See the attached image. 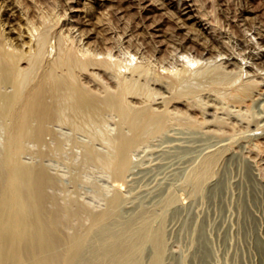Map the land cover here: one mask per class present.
<instances>
[{
	"label": "rangeland",
	"instance_id": "obj_1",
	"mask_svg": "<svg viewBox=\"0 0 264 264\" xmlns=\"http://www.w3.org/2000/svg\"><path fill=\"white\" fill-rule=\"evenodd\" d=\"M40 28L50 32L49 49L66 38L141 69L88 65L75 73L80 89L103 107L82 132L42 115V123L30 119L31 135L16 146L12 118L0 107V264H264V0H0V40L26 56L19 68H27ZM187 60L196 61L193 70ZM50 61L45 56L39 78ZM173 68L179 76L165 73ZM218 76L224 87L214 85ZM121 79L139 91L124 95L133 108L120 111L125 118L119 107L103 105L119 93ZM11 93L12 83H2L0 95ZM211 157H218L213 178L198 182L195 173ZM36 179L40 190L38 182L31 186ZM218 180L224 185L214 198Z\"/></svg>",
	"mask_w": 264,
	"mask_h": 264
},
{
	"label": "bare ground",
	"instance_id": "obj_2",
	"mask_svg": "<svg viewBox=\"0 0 264 264\" xmlns=\"http://www.w3.org/2000/svg\"><path fill=\"white\" fill-rule=\"evenodd\" d=\"M178 1V0H177ZM184 2V1H183ZM182 2V3H183ZM179 3V2H178ZM185 3V2H184ZM182 7H181V9L182 10H188L189 9V6L187 5V4H185V5H181ZM51 21V20H50ZM54 22V21H53ZM36 26V25H35ZM52 27V26H51ZM51 27H49V29L48 30H50V28ZM38 28V27H37ZM45 28V27H44ZM48 28V27H47ZM34 29H35V27H34ZM39 29V28H38ZM37 29V30H38ZM52 29V28H51ZM40 30H42L41 28H40ZM45 31H43V33L42 32H40L38 35H36L35 36V33H36V31L35 30H33V33H34V36H35V48H34V50L32 51V53L26 58V60H25V62H26V64L27 65H25V66H27V68L26 69H22V68H19L18 67V63L21 61V59L22 58H24V57H26L25 55H23V56H21L20 54H19V56H17L16 54H15V52L13 53V50H11V46L9 47L8 45L9 44H7L6 42H4V41H2V40H0V86H1V84L2 83H4V82H11L12 83V85H13V93H11V95L9 94L8 96L6 95V96H1L0 95V107L3 109V111H4V113H6L7 115H10V117L12 118V126H11V128H10V133L9 134H11V139H12V142L13 141H15L18 137L20 138V136H22V135H26V134H30L31 133V131H33V129L32 130H29V129H31V127H30V119H34V117H37V118H39V119H37V120H40V122L39 123H42V121H41V118H42V115H50L51 116V114L52 115H56V119L58 120L59 119V121H65V122H68L69 124H71L73 127H80V126H82V125H85L86 123H88V122H90V121H92L93 119H95L96 117H95V115H100V109H102V108H100V106L98 107L97 106V104L94 102V101H92V99H90L91 97L90 96H87L84 92H83V90H81L80 89V84H78L77 83V81H76V78H75V73L77 72V71H81V70H84V68L86 67V66H90V65H100V67L101 66H105V69L107 68V67H110V68H113V69H115L117 72H119V73H121V71H122V69L124 70V69H127V68H131L132 70H137V68H138V70L139 69H141V68H139V67H141V65L138 67V65L136 64V63H128L127 62V65L126 64H124L122 61H121V63L119 62L120 61V59H119V61H115L114 59H112L110 56H106V57H104V58H99L98 57V55L97 54H95V53H93V52H91V51H89L88 49H78V48H74V44H72L73 42H71V41H68L66 38H65V41H62L61 40V42H59V44L57 45V47H55V48H53V49H49L51 46L49 45L48 46V43L49 42H47L49 39V35L48 34H50V32L48 31V34L46 33L47 32V30L46 29H44ZM69 30V29H68ZM1 31V30H0ZM2 32V31H1ZM71 32V31H70ZM32 33V34H33ZM54 35V34H53ZM57 35V34H56ZM65 35V34H64ZM87 35V34H86ZM30 36V35H29ZM58 36V35H57ZM220 36V35H219ZM1 37H2V35H1ZM6 37V36H5ZM48 37V38H47ZM60 36H58V38L56 39V40H58L59 39V41H60V39L62 38V36L59 38ZM6 39V38H5ZM48 39V40H47ZM80 39V38H79ZM4 40V39H3ZM53 40V39H52ZM64 40V39H63ZM10 43V42H9ZM33 43V42H32ZM131 44V43H130ZM95 46V45H94ZM129 46V45H128ZM34 47V46H33ZM77 47V46H76ZM79 47V46H78ZM105 47H107V46H105ZM110 47V46H109ZM129 49V48H128ZM15 50V49H14ZM95 50H97V49H95ZM99 50H100V48H99ZM112 50V49H111ZM18 51V50H17ZM108 51V50H107ZM135 51V50H134ZM101 52V51H100ZM112 52V51H111ZM122 52V51H121ZM126 52V51H125ZM252 52V51H251ZM30 53V52H29ZM152 53V52H151ZM99 54V53H98ZM133 54V53H132ZM183 54V53H182ZM218 54V53H217ZM101 55V54H100ZM122 55V54H121ZM45 56L46 57H50L51 58V61H50V65H49V67L45 70V71H42L43 73H42V75H41V78H39V73H40V67H41V63H42V61H43V59L45 58ZM102 56V55H101ZM183 56V55H182ZM194 56V55H193ZM258 56V55H257ZM126 57V56H125ZM131 57V56H130ZM192 57V56H191ZM198 57V56H197ZM114 58H115V56H114ZM182 58V57H181ZM222 58V57H221ZM47 59V58H46ZM124 59V58H123ZM173 59V58H172ZM187 59H188V57H187ZM197 59V58H196ZM202 59V58H201ZM204 59V58H203ZM137 60V59H136ZM145 60V59H144ZM158 60V59H157ZM166 60V59H165ZM174 60V59H173ZM184 60V59H183ZM185 60H186V57H185ZM46 61V60H45ZM48 61V60H47ZM46 61V62H47ZM243 61V60H242ZM132 62H134V60L132 61ZM187 62V64H188V69L189 70H193V67L192 66H194L195 64H196V61H191V60H187L186 61ZM213 62V61H212ZM219 62V61H218ZM148 63V62H147ZM153 63V62H152ZM159 63V62H158ZM199 63V62H198ZM208 63V62H207ZM143 64H144V62H143ZM169 64V63H168ZM171 64V63H170ZM179 64V63H178ZM150 65V64H149ZM172 65V64H171ZM206 65V64H205ZM46 66V65H45ZM88 66V67H89ZM129 66V67H128ZM164 66H165V64H164ZM170 66V65H169ZM189 66L191 67V69L189 68ZM197 66V65H196ZM200 66V65H199ZM243 66V65H242ZM99 67V66H98ZM163 67V66H162ZM167 67V66H166ZM176 67V66H175ZM201 67V66H200ZM200 67H198V68H200ZM204 67V66H203ZM43 68V67H42ZM94 68V67H93ZM97 68V67H96ZM103 68V67H102ZM102 68H100V69H102ZM110 68H108V69H110ZM172 68V67H171ZM176 68H178V67H176ZM175 68V69H176ZM194 68H195V66H194ZM205 68V67H204ZM207 68V67H206ZM209 68V67H208ZM211 68V67H210ZM184 69V68H183ZM186 69V68H185ZM212 69V68H211ZM92 70H94V69H92ZM110 70H112V69H110ZM138 70H137V72H138ZM144 71H145V69H143ZM142 70V71H143ZM160 70H162V69H160ZM166 70V69H165ZM167 70H169V69H167ZM178 70H179V68H178ZM178 70H174V68H173V70H169V71H166L165 73L167 74V75H173V77H175L176 75H177V73H179V71ZM202 70V69H201ZM241 70V69H240ZM86 71V70H85ZM125 71V70H124ZM127 71H130V70H127ZM152 71V70H151ZM182 71H185V70H182ZM206 71H208V70H206ZM211 71V70H210ZM109 72V71H108ZM112 72V71H111ZM137 72H135V73H137ZM164 72V71H163ZM190 72V75L192 74V75H195V74H193L191 71H189ZM196 72V71H195ZM201 71H199L198 73H200ZM203 72V71H202ZM202 72H201V74H202ZM132 73H133V71H132ZM132 73H130V74H132ZM197 73V74H198ZM206 72H205V69H204V73H203V75L205 74ZM234 73V72H233ZM236 73V72H235ZM235 73H234V75H235ZM88 74V73H87ZM115 74V73H114ZM123 74V73H122ZM130 74H129V76H130ZM155 74V73H154ZM181 74V73H180ZM113 75V74H112ZM126 75V74H125ZM134 75V74H133ZM135 75H139V74H135ZM141 75V74H140ZM145 75H146V73H145ZM151 75V74H150ZM189 75V76H190ZM76 76H78L77 74H76ZM142 76H144V75H142ZM141 76V77H142ZM177 76H179V75H177ZM182 76L183 75H181V78H182ZM200 76V75H199ZM202 76V75H201ZM226 76V75H225ZM232 76V75H231ZM245 76V75H244ZM136 77H138V76H136ZM192 77V76H191ZM191 77L189 78L190 80V82H192V83H195V82H193L194 80V78H192V80H191ZM195 77H196V75H195ZM205 77H207L206 75H205ZM204 77V78H205ZM219 77V76H218ZM226 77H228V76H226ZM126 78H127V76H126ZM125 78V79H126ZM130 78V77H129ZM143 78V77H142ZM178 78V77H177ZM180 78V79H181ZM197 78H199L198 76L196 77V79ZM221 78V76L219 77V79ZM114 79V78H113ZM128 79V78H127ZM139 79V78H138ZM145 79H147V78H145ZM144 78H143V80H145ZM149 79V78H148ZM157 79V78H156ZM179 78L177 79V80H180ZM182 79H184V77L182 78ZM219 79H218V81H219ZM224 79V78H223ZM223 79H220V80H222L221 82H218V83H215L214 81H211V82H209L210 84H211V86L213 85V82H214V85L217 87V86H220V85H217V84H219V83H221L222 84V82L223 83H227V82H225V80H223ZM236 79V78H235ZM234 79V80H235ZM259 79V78H258ZM84 80V79H83ZM118 80V79H117ZM129 80V79H128ZM127 80V81H128ZM131 80H132V78H131ZM140 80V79H139ZM138 80V81H139ZM142 80V81H143ZM200 80V79H199ZM202 80V79H201ZM213 80V79H212ZM126 80H123V79H121V81H120V91H119V93L117 94V95H114V97H113V99L111 98V100H109V98H107V100H105V103L103 104V105H105V106H108V108H110L111 106L110 105H115V107L114 106H112L113 108H116V107H119V113H120V111H121V113H124V114H126V112H129V110L131 109H129V108H127V107H125V106H127L125 103L123 104V101H124V95H126V96H128V93L130 94H132L133 92H131V91H135V89H136V91H137V86L134 84V83H132V82H127ZM141 81V80H140ZM142 81L140 82V83H142ZM148 81V80H147ZM181 81V80H180ZM179 81V82H180ZM185 81V80H184ZM215 81H217V80H215ZM228 81V80H227ZM230 81H231V79H230ZM144 82V81H143ZM146 82V81H145ZM153 82H155L154 80H153ZM188 82V81H187ZM189 82V87H193L192 85H190L191 83ZM196 82L198 83V81L196 80ZM203 82V81H202ZM236 82V81H235ZM251 82V81H250ZM197 83L195 84V85H197ZM201 82H199L198 83V86H199V84H200ZM147 84H149L148 82H147ZM163 84V83H162ZM204 84H205V82H204ZM207 84H208V82H207ZM234 84V83H233ZM7 85V84H6ZM141 85V84H140ZM157 85V84H156ZM194 85V84H193ZM194 85V86H195ZM202 85V84H201ZM200 85V86H201ZM209 85V84H208ZM225 85V84H224ZM148 86V85H147ZM165 86V85H164ZM169 86V85H168ZM174 86V85H173ZM222 86H223V84H222ZM117 87V86H116ZM139 87V86H138ZM149 87V86H148ZM183 87V86H182ZM208 87V86H207ZM224 87V86H223ZM238 87V86H237ZM158 88V87H157ZM194 88V87H193ZM197 88V87H196ZM211 88V87H210ZM222 88V87H221ZM241 88V87H240ZM144 89H146V87H144ZM185 89V88H184ZM201 89V88H200ZM212 89H217V88H212ZM150 90V89H149ZM152 90V89H151ZM153 90H154V88H153ZM172 90V89H171ZM187 90V89H186ZM185 90V91H186ZM196 90V89H195ZM219 90V89H218ZM157 91V90H156ZM184 91V90H183ZM188 91V90H187ZM186 91V92H187ZM217 91V90H216ZM222 91V90H221ZM118 92V91H117ZM137 92H139V91H137ZM149 92V91H148ZM147 92V93H148ZM153 92V91H152ZM193 92V91H192ZM87 93V92H86ZM149 93H151V92H149ZM156 93V92H155ZM155 93H153L155 96H156V94ZM176 93V92H175ZM195 93V92H194ZM225 93V92H224ZM7 94V93H6ZM134 94V93H133ZM136 94V93H135ZM143 94V93H142ZM161 94V93H160ZM226 94V93H225ZM235 94V93H234ZM89 95V94H88ZM138 95H140V94H138ZM137 94L135 95V96H138ZM239 95V94H238ZM125 96V97H126ZM146 96V95H145ZM150 96H151V94H150ZM181 96V95H180ZM130 97V96H129ZM133 97V96H132ZM142 99V98H141ZM148 99H149V97H148ZM147 98H146V100H148ZM156 99V98H155ZM222 99V98H221ZM126 100V99H125ZM128 100V99H127ZM188 100V99H187ZM197 100V99H196ZM96 101V100H95ZM143 101V100H142ZM227 101H229L228 99H227ZM232 101V100H231ZM97 102V101H96ZM132 102V101H131ZM141 102V101H140ZM139 102V103H140ZM97 103H99V102H97ZM147 103V102H146ZM101 104V106H103L102 105V103H100ZM100 104H98V105H100ZM136 104V103H135ZM142 104V103H141ZM162 104V103H161ZM173 104V103H172ZM152 105V104H151ZM157 105V104H156ZM196 105V104H195ZM104 106V107H105ZM175 107V106H174ZM107 108V107H106ZM129 109L128 111H127V109ZM189 108V107H188ZM194 108V107H193ZM131 110H133V108L131 109ZM143 109H141V111H142ZM201 110H203V109H201ZM151 111V110H150ZM102 113H103V111H102ZM107 113V112H106ZM110 113V112H109ZM120 113V114H121ZM131 113V112H130ZM137 113H139V110L137 111ZM136 113V115L138 116V114ZM116 114V113H115ZM122 115V116H124V118H125V115ZM202 114V113H201ZM132 115V114H131ZM130 115V117L132 118V116H134V115H132L131 116ZM143 115H150V113H149V111L148 110H145L144 112H143ZM152 115V114H151ZM150 115V116H151ZM157 115V114H156ZM137 116H134L133 118H138ZM154 116V115H153ZM153 116L151 117V118H153ZM95 117V118H94ZM149 117V116H148ZM51 118V117H50ZM49 118V119H50ZM98 118V117H97ZM141 118V117H140ZM150 118V119H151ZM43 119V121H44V117L42 118ZM54 120V119H53ZM100 120V119H99ZM98 120V121H99ZM154 120V119H153ZM35 121V120H34ZM96 121V120H95ZM125 121V120H124ZM129 122H131L132 123V119H129L128 120ZM137 121V120H136ZM149 121H151V120H149ZM96 123V122H95ZM101 124H102V122H100ZM130 123V124H131ZM133 123H136V122H133ZM148 122H146L144 125H146ZM64 124V123H63ZM157 124V123H156ZM29 125V126H28ZM148 125V124H147ZM34 126H36L35 124H34ZM41 126V125H40ZM89 126H91V125H89ZM88 126V127H89ZM97 126H99V124H97ZM42 127V126H41ZM82 127H85V126H82ZM82 127H80V129H81V132H82V129H85V128H82ZM92 127V126H91ZM95 127V126H94ZM132 127V126H131ZM141 127V126H140ZM36 128H38V125H37V127ZM151 128V127H150ZM39 129H40V127H39ZM39 129H37L38 130V132H40L39 131ZM73 129V128H72ZM78 129V128H77ZM157 129V128H156ZM37 130H35V132L37 131ZM142 130V129H141ZM42 131V130H41ZM86 131V130H85ZM94 131V130H93ZM35 132H33L32 134H33V136H34V133ZM38 132H36L35 134H37ZM83 133H85V132H83ZM89 133V132H88ZM87 133V134H88ZM91 133L92 134H94V132H92L91 131ZM38 134H41V132L40 133H38ZM31 135V134H30ZM30 135H27V136H29L30 137ZM89 135H91V134H89ZM88 135V136H89ZM101 135V134H100ZM94 136V135H93ZM92 135H91V137H93ZM97 136V135H96ZM99 136V135H98ZM102 136V135H101ZM10 137V136H9ZM24 138H25V136H23ZM23 137H21V138H23ZM32 137V136H31ZM37 137H38V135H37ZM39 137H40V135H39ZM108 137V136H107ZM98 138V137H97ZM101 138H103V137H101ZM114 138V137H113ZM121 138V137H120ZM34 139V138H33ZM91 139H94L95 140V137L94 138H91ZM100 139V138H99ZM129 139V138H128ZM19 140V139H18ZM18 140H16V141H18ZM21 140H23V139H21ZM100 140H102V139H100ZM103 140H104V138H103ZM112 140V139H111ZM110 140V138H109V140L108 141H111ZM126 140V139H125ZM125 140H124V142H125ZM16 141L14 142V144L16 143ZM26 141V140H25ZM43 141V140H42ZM114 141H115V139H114ZM23 142H24V140H23ZM105 142L106 141H104L103 143L105 144ZM112 142V141H111ZM106 142V144L108 143V145H106V146H108V147H111V149L113 150V152L115 151V148H116V145H115V143L116 142ZM19 143V142H18ZM9 144V143H8ZM22 144V143H21ZM16 145V144H15ZM118 145V144H117ZM120 145V144H119ZM123 145V144H122ZM17 146V145H16ZM127 146V145H126ZM129 146V145H128ZM19 147V146H18ZM20 147H21V145H20ZM118 147V146H117ZM122 147V146H121ZM120 147V148H121ZM114 148V149H113ZM120 148H118V149H120ZM124 148H126V147H124ZM92 150H93V148H92ZM91 151V150H90ZM89 151V152H90ZM94 151V150H93ZM14 152V151H13ZM95 152V151H94ZM113 152H111V153H113ZM120 152H122V150H120ZM119 152V153H120ZM91 153V152H90ZM93 153V152H92ZM15 154V153H14ZM13 154V155H14ZM18 154V153H17ZM12 155V154H11ZM87 155V154H86ZM116 155V154H115ZM88 156V155H87ZM15 157V156H14ZM107 157V156H106ZM110 157V156H109ZM88 158H90V157H88ZM87 158V159H88ZM104 158V157H103ZM208 158V157H207ZM218 158V157H217ZM217 158L215 157V159L214 158H210V159H207V160H205L206 162L202 165V167L200 166V168H202V169H200L199 171H197V173H195V175H196V180L198 181V182H202L203 180L204 181H206L207 179H210L209 177L211 176L212 177V165H213V162L214 161H216L217 160ZM10 159V158H9ZM14 159V158H13ZM96 159V161H97V159L98 158H95ZM91 160V159H90ZM100 160H101V158H100ZM100 160H98V162L100 161ZM107 160V163H108V165L110 166H112V162L109 164V162H108V159H106ZM95 161V160H94ZM95 161V162H96ZM103 162H105L104 161V159L102 160ZM114 161V160H113ZM218 161V160H217ZM15 165H16V163H15ZM114 167V166H113ZM117 167H118V165H117ZM198 167V166H197ZM26 168V167H25ZM199 168V167H198ZM212 168V169H211ZM16 169V168H15ZM195 170H196V168H195ZM15 171V170H14ZM21 171V170H20ZM194 171V170H193ZM17 172V171H16ZM15 172V173H16ZM28 172V171H27ZM26 172V173H27ZM1 173V172H0ZM14 173V174H15ZM25 173V172H24ZM26 173H25V175H26ZM28 174V173H27ZM194 174V173H193ZM17 175V174H16ZM21 174L19 173V175H17V177L19 176V178H21V176H20ZM194 175V176H195ZM2 176V175H1ZM27 176V175H26ZM26 176H24V179H27V178H25ZM28 176H29V174H28ZM27 176V177H28ZM16 177V176H15ZM3 178H4V176H3ZM18 178V179H19ZM29 178H32V177H30L29 176ZM36 178H39V177H37L36 176ZM213 178V177H212ZM14 179V178H13ZM33 179V178H32ZM32 179H30V180H32ZM40 179V178H39ZM39 179H36L35 180V182H32L30 185L32 186V187H34V185L35 184H33V183H36V182H38V184L36 183V185H37V187H38V185H39V190H40V187H42L40 184H42V182L43 181H41L40 182V180ZM195 179V178H194ZM20 180V179H19ZM39 180V181H38ZM15 181V180H14ZM29 181V180H28ZM27 180H26V182H28ZM34 181V180H33ZM195 181V180H194ZM220 180H218L217 182L218 183H216V184H214L215 186L213 187V189H212V195L211 196H213L214 198L221 192V188H223L222 187V185H224V183L223 184H221V182H219ZM25 182V181H24ZM30 182V181H29ZM40 182V183H39ZM45 182H46V180H45ZM197 182V184H199ZM17 183V182H16ZM52 183V182H51ZM193 183V182H192ZM207 183V182H206ZM15 184V183H14ZM21 184H22V182H21ZM20 184V185H21ZM27 183H25V185H26ZM195 184V183H194ZM35 185V186H36ZM196 185V184H195ZM201 184H199V186H200ZM204 185V184H203ZM27 187H28V184L26 185ZM25 186V187H26ZM198 186V185H197ZM16 187V186H15ZM21 187H22V185H21ZM24 187V186H23ZM203 186H201V188H202ZM28 188H30V187H28ZM203 189V188H202ZM255 190V189H254ZM28 192H29V190H27ZM32 191V190H31ZM193 191V190H192ZM17 193V192H16ZM22 193V192H21ZM25 193V192H24ZM27 193V192H26ZM38 193V192H37ZM40 193V192H39ZM36 194L38 197H41L40 196V194ZM33 194V193H32ZM35 195V194H34ZM26 196V195H25ZM254 196V199H256V197H257V192H255V194L253 195ZM37 197V200H40L39 198ZM36 198V197H35ZM36 200V201H37ZM19 201V200H18ZM20 201H22V202H24L23 200H20ZM41 201V200H40ZM22 202L20 203V204H22ZM38 203H39V201H38ZM170 203V202H169ZM19 204V203H18ZM18 206V205H17ZM21 206V205H20ZM26 206V205H25ZM24 207V206H23ZM18 208V207H17ZM22 208V207H21ZM19 209V208H18ZM17 211V210H16ZM38 211V210H37ZM20 212V211H19ZM22 213V212H21ZM20 213V214H21ZM62 213V212H61ZM43 215V214H42ZM58 215V214H57ZM56 215V216H57ZM39 216V215H38ZM54 216V215H53ZM49 217V216H48ZM21 218V217H20ZM20 218H19V220H20ZM34 218V217H33ZM45 217H43V219H44ZM56 219H57V217H56ZM24 220V219H23ZM58 220V219H57ZM57 220H56V222H57ZM46 221V220H45ZM55 222V223H56ZM53 223H54V221H53ZM25 224H27V223H24V225ZM22 225V224H21ZM50 225V224H49ZM27 226H29V225H27ZM39 226V225H38ZM31 227V226H30ZM46 228H47V226H45ZM2 228V227H1ZM34 228V227H33ZM40 230V229H39ZM41 231V230H40ZM150 231V230H149ZM1 232V231H0ZM39 232V231H38ZM144 232V231H143ZM159 232V231H158ZM35 233V232H34ZM155 233V232H154ZM46 234V233H45ZM49 234V233H48ZM150 234H151V232H150ZM160 234V233H159ZM129 235V234H128ZM152 235H155V234H152ZM2 236V235H1ZM40 236V235H39ZM50 236H52V235H50ZM49 236V237H50ZM146 236H149V235H147L146 234ZM8 237V236H7ZM7 237L5 238V239H7ZM34 237V236H33ZM47 238H48V236H46ZM46 237H45V240H46ZM57 237V236H56ZM143 237V236H142ZM156 237V236H155ZM161 237V236H160ZM160 237H159V240H160ZM15 238V237H14ZM40 237H38V240H40L39 239ZM35 239V238H34ZM155 239V238H154ZM8 240H10L9 239V237H8V239L7 240H5V243L8 241ZM12 240H14L13 238H12ZM45 240H43L42 242H45ZM47 240H49V238L47 239ZM117 240V239H116ZM144 240V239H143ZM142 240V241H143ZM156 240V239H155ZM4 241V240H3ZM15 241V240H14ZM14 241H11V243H13V245H14ZM37 241V240H36ZM119 241V240H118ZM144 241H146V240H144ZM16 242V241H15ZM38 242V241H37ZM49 242H50V245H51V240H49ZM48 242V243H49ZM121 242V241H120ZM149 242V241H148ZM155 242V241H154ZM162 242V241H161ZM9 243V242H8ZM8 243H6L7 245L6 246H9L8 245ZM32 243H34V242H32ZM136 243V242H135ZM46 244V246L44 245V244H41V246H45V247H47L49 244H47V242L45 243ZM78 244V243H77ZM134 244V243H133ZM2 245V244H1ZM11 245V244H10ZM13 245H11V246H13ZM119 245V244H118ZM136 245V244H135ZM141 245V244H140ZM143 245V244H142ZM141 245V246H142ZM10 246V247H11ZM43 246V247H44ZM65 246V245H64ZM68 246V245H67ZM130 246V245H129ZM140 246V247H141ZM203 246V245H202ZM4 246H2V248H3ZM44 247V249H47V248H45ZM114 247V246H113ZM135 247V246H134ZM139 247V248H140ZM198 247V246H197ZM80 248V247H79ZM115 248V247H114ZM119 248V247H118ZM117 248V249H118ZM130 248V247H129ZM133 248V247H132ZM131 248V249H132ZM142 248V247H141ZM6 249V248H5ZM7 249H10V248H7ZM52 249V248H51ZM138 249V248H137ZM159 249H161V248H159ZM199 249V248H198ZM1 250V249H0ZM11 250V249H10ZM10 250L8 251V250H6V251H8V252H10ZM71 250V249H70ZM113 250V249H112ZM115 250V249H114ZM129 250V249H128ZM133 250V249H132ZM139 250V249H138ZM2 251V250H1ZM31 251V250H30ZM45 251H48V250H45ZM56 251H57V249H56ZM59 251V250H58ZM110 251H111V249H110ZM120 251V250H119ZM123 251V250H122ZM141 251V250H140ZM4 252V251H3ZM8 252H7V255H8ZM50 252V251H49ZM127 252V251H126ZM131 252V251H130ZM156 252V251H155ZM154 252V253H155ZM1 254H2V252H0ZM5 253V252H4ZM3 253V254H4ZM78 253V252H77ZM133 253V252H132ZM159 252H157V256L159 255L158 254ZM201 253V260L203 261V262H205V260H206V258L208 257L207 256V253L205 252V251H201L200 252ZM0 254V255H1ZM6 254V253H5ZM31 254V253H30ZM47 254V253H46ZM72 254V253H71ZM76 254V253H75ZM122 254V253H121ZM161 254H162V252H161ZM6 255V256H7ZM57 256H58V254H57ZM78 256V255H77ZM133 256V255H132ZM138 256V255H137ZM51 257H53L54 259V261H56L55 259V257H54V254H53V256H51ZM61 257V256H60ZM72 257V256H71ZM3 257H1V259H2ZM119 258V257H118ZM199 258V257H198ZM1 259H0V261H1ZM47 259H50V257L48 258L47 257ZM69 259V258H68ZM137 259V258H136ZM161 259V258H160ZM53 260H51V261H53ZM59 260V259H58ZM130 260V259H129ZM157 260V259H156ZM42 261H44V260H41L40 261V263H44V262H47L48 263V261H44V262H42ZM50 261V260H49ZM53 261V262H54ZM101 261V260H100ZM141 261V260H140ZM35 262V261H34ZM52 262V263H53ZM58 262V261H57ZM60 262V261H59ZM67 262V261H66ZM73 262H74V260H73ZM113 262V261H112ZM137 262L139 263V261H138V259H137ZM33 263V262H32ZM39 263V264H40ZM47 263H44V264H47ZM51 263V262H50ZM61 263V262H60ZM127 263H128V261H127ZM202 263V262H201ZM206 263V262H205ZM37 264H38V262H37ZM67 264H69V263H67ZM107 264V263H106ZM131 264V263H130ZM141 264V263H140ZM154 264H159L158 263V261H155V263Z\"/></svg>",
	"mask_w": 264,
	"mask_h": 264
}]
</instances>
